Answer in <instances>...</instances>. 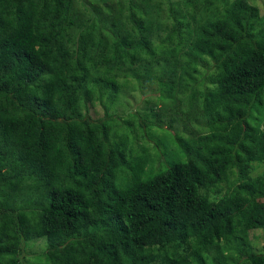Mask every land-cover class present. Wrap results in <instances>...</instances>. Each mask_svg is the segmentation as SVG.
<instances>
[{"label":"trees","instance_id":"obj_1","mask_svg":"<svg viewBox=\"0 0 264 264\" xmlns=\"http://www.w3.org/2000/svg\"><path fill=\"white\" fill-rule=\"evenodd\" d=\"M131 79L201 118L151 174L114 129ZM261 163L264 14L250 0H0V264H264L222 185ZM238 190L246 207L264 198Z\"/></svg>","mask_w":264,"mask_h":264},{"label":"rangeland","instance_id":"obj_2","mask_svg":"<svg viewBox=\"0 0 264 264\" xmlns=\"http://www.w3.org/2000/svg\"><path fill=\"white\" fill-rule=\"evenodd\" d=\"M250 3L256 6L260 14H264V0H250ZM253 19H249L246 22V28L248 23H251ZM200 70H204L199 68ZM129 84L122 86V92L118 97V104H123L122 108L118 110L120 117L116 119V124L114 125L118 128L119 132H122L123 135L128 136V149L131 150V155L143 153L142 149L145 148L147 154L151 155L152 161L147 164L146 172L151 174L159 169H162V163L167 164L170 162L172 155L170 154V149H172V141L174 135H180L183 137L191 136L192 127H199L201 124V118L198 115V112L194 110V114L198 117L193 118V112L189 109L187 104L182 103V106H178L177 110L174 112L168 107L167 103L163 102L159 98V93L156 91V86H150L147 83L138 86L136 81L128 80ZM99 99H94L92 104L87 105V110L85 111L87 115L93 119L103 117V106L99 102ZM120 107V106H119ZM83 112V114H85ZM126 112L129 114L127 115ZM154 113H159L160 118L156 121L160 122L161 128H158L157 125L151 126L149 128L140 129L138 125V117L145 118L147 121H155L153 118ZM135 115V116H134ZM173 118L176 120L169 123ZM191 118L193 121L189 122ZM130 121V127L128 129L123 128V122ZM155 121V122H156ZM148 133V135H147ZM171 140V143L168 141ZM163 169V170H164ZM237 170L235 168H230L225 171L224 176L222 177L223 182V192L226 193L232 199V206L236 209L243 210L242 213L237 215L241 216L243 219L242 223L238 221V217L235 216L236 224L239 228L246 225V222L251 224L252 229L249 232V239L251 246L255 252L264 253V198L253 202L252 205L246 207L247 205V196L242 195L239 192V187H252L257 191L261 190L264 192V163L254 164V170L249 173L248 178L244 180L247 182L242 185L238 183L235 179ZM262 180V182H258ZM256 194V191L253 190ZM31 245L25 247L23 252V258H30L33 256V251L40 252L42 244H36V247H33L29 250ZM33 249V251H32ZM32 252V253H31Z\"/></svg>","mask_w":264,"mask_h":264}]
</instances>
